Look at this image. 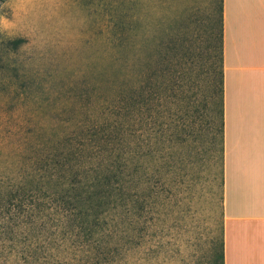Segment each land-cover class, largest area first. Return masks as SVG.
<instances>
[{"label":"rangeland","instance_id":"rangeland-1","mask_svg":"<svg viewBox=\"0 0 264 264\" xmlns=\"http://www.w3.org/2000/svg\"><path fill=\"white\" fill-rule=\"evenodd\" d=\"M216 1L0 0V165L41 136H116L138 160L118 213L87 230L46 220L30 264H214L225 208ZM130 78L123 103L111 83Z\"/></svg>","mask_w":264,"mask_h":264},{"label":"trees","instance_id":"trees-1","mask_svg":"<svg viewBox=\"0 0 264 264\" xmlns=\"http://www.w3.org/2000/svg\"><path fill=\"white\" fill-rule=\"evenodd\" d=\"M218 31L215 36L213 62L214 89L219 97L213 103L221 117L222 169L224 165V79H223V12L224 0L215 2ZM24 40H11L15 48ZM116 72L113 77H116ZM220 75L219 82L217 76ZM119 87L116 98L125 102L128 92L136 93L137 80L119 79L111 83ZM130 85V87H129ZM129 88H134L130 90ZM216 94V95H217ZM114 97V99H116ZM117 98V99H118ZM133 104L135 95L131 96ZM124 107V105H122ZM118 114H122L119 108ZM121 126V123L117 124ZM116 136H81L74 142L70 136H41L28 155L13 160L10 156L0 165V264H30L40 261L35 240L45 236L52 226L46 220H80L82 229H95L117 206L126 189L136 187L138 160H129ZM33 151V152H32ZM32 152L33 156L30 155ZM132 168L127 180L128 163ZM224 171L222 181L224 183ZM131 204L137 201L131 199ZM128 214L129 210L125 211ZM72 226V225H71ZM78 229V228H77ZM214 264H224V242Z\"/></svg>","mask_w":264,"mask_h":264},{"label":"crops","instance_id":"crops-1","mask_svg":"<svg viewBox=\"0 0 264 264\" xmlns=\"http://www.w3.org/2000/svg\"><path fill=\"white\" fill-rule=\"evenodd\" d=\"M223 79L224 264H264V0H224Z\"/></svg>","mask_w":264,"mask_h":264}]
</instances>
